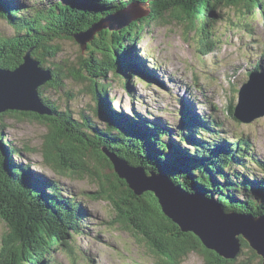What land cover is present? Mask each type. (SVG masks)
Here are the masks:
<instances>
[{"label":"trees","instance_id":"1","mask_svg":"<svg viewBox=\"0 0 264 264\" xmlns=\"http://www.w3.org/2000/svg\"><path fill=\"white\" fill-rule=\"evenodd\" d=\"M131 2L142 5L145 16L118 31L102 30L95 34L87 44L86 57L79 60L78 69L66 62L54 63L60 52L58 41H73L74 35L87 31L101 18ZM231 8L244 18L264 16V0H66L31 11L17 0H0V18L14 30L12 38L0 37V68L15 69L30 49L40 66L52 72L51 81L39 87L38 95L54 113L38 116L8 111L0 114V122L10 114L44 124L49 131L43 153L45 164L58 174L68 171L78 178L94 179L99 190L89 196L108 202L118 223L146 243L160 259L158 264H180L192 252L199 254L204 264L263 263L245 242L238 258L224 260L206 250L194 235L181 233L162 214L151 193L141 197L132 194L114 174L102 152L103 149L113 152L130 166L146 172L167 174L174 184L189 193H204L226 212L264 215V179H257L248 166L253 163L264 173V160L251 154L253 149L246 137L239 135L234 142L204 140L205 133L215 136L221 133L216 120L193 115L186 106L179 127L172 133L173 128L167 123L117 113L108 96L109 73L122 80L129 91L131 75L138 74V65L145 67L133 45L151 24L166 21L196 24L195 31L200 36L198 52L204 55L216 48L209 28L220 16L218 13ZM132 56L135 67L131 66ZM46 59L53 61L51 67ZM69 78L90 83L97 104L95 112L104 121L103 126L86 115L76 119L70 110H60L43 95L48 88L62 89L64 80ZM234 108L232 104L226 107L232 118ZM2 126L6 125L2 122ZM3 127H0V219L6 232L0 238V264H54L51 254L59 249L70 251L74 235L84 230L85 210L74 196L63 192L58 181L42 177L16 160L22 149L12 146ZM188 145L193 150L185 148ZM87 162H92L95 172L84 169ZM104 169L110 174L101 175Z\"/></svg>","mask_w":264,"mask_h":264},{"label":"rangeland","instance_id":"2","mask_svg":"<svg viewBox=\"0 0 264 264\" xmlns=\"http://www.w3.org/2000/svg\"><path fill=\"white\" fill-rule=\"evenodd\" d=\"M17 1L31 11L53 2L65 3L66 0ZM138 6L144 10L142 5ZM218 14L220 16L209 28L216 48L204 55L198 52L200 36L195 31L196 24L166 21L147 27L142 39L133 45L134 53L145 67L137 66L138 74L131 75L129 91L122 80L108 74L106 83L109 84L108 96L112 99L110 105L117 113L127 117L137 114L150 122L167 123L173 128L172 133L179 127L186 106L191 114L205 117V120L210 117L220 124L216 122L221 133L217 136L205 133L204 140L226 139L234 142L242 135L253 149L251 154L258 160H264V116L250 123H241L226 112L227 106L236 105L238 90L248 80L249 73L256 69L264 74V64L259 61H264V16L244 18L235 8L224 9ZM247 23L249 27H245ZM13 36L14 30L0 18V37L9 39ZM57 45L60 52L54 63L66 62L78 69L79 60L86 57L87 50H82L74 40H60ZM46 61L51 67L53 61ZM133 61L131 66L135 67L134 57ZM253 63H261L263 67L253 66ZM43 92L60 110H70L76 119L81 115L89 116L98 126H103L104 121L95 112L97 104L88 81L69 78L64 80L62 89L48 88ZM249 106L246 104L247 108ZM210 112L213 113L210 115ZM2 122L0 127L4 128L12 146L22 149L16 160L29 165L38 175L58 181L63 192L74 196L85 210L84 230L74 235L70 251L59 249L51 254L54 264L160 263V259L150 252L139 236L118 223L108 202L89 196L99 190L94 179L80 177L77 173L80 179L68 171L58 174L45 164L43 153L49 131L44 124L10 114L5 115ZM185 148L193 150L190 145ZM248 166L257 179H264V173L255 164L248 163ZM84 169L95 172L92 162L85 163ZM106 174L110 172L106 169L101 171V175ZM5 232L6 227L0 219V238ZM180 264H204V259L192 252Z\"/></svg>","mask_w":264,"mask_h":264},{"label":"water","instance_id":"3","mask_svg":"<svg viewBox=\"0 0 264 264\" xmlns=\"http://www.w3.org/2000/svg\"><path fill=\"white\" fill-rule=\"evenodd\" d=\"M138 3L101 18L85 32L73 36L82 50L102 30L118 31L137 18L145 16ZM52 72L43 69L27 50L22 63L14 70L0 68V114L10 112L33 113L38 116L54 115L43 105L38 89L50 82ZM233 116L241 123H250L264 116V74L251 72L239 88ZM250 104V108L246 107ZM114 174L125 182L136 196L151 193L162 214L175 224L181 233L193 234L202 246L224 260H234L242 250V239L264 264V215L226 212L212 198L202 192L189 193L171 182L167 174L146 172L141 167L130 166L124 159L106 149L102 150Z\"/></svg>","mask_w":264,"mask_h":264},{"label":"bare ground","instance_id":"4","mask_svg":"<svg viewBox=\"0 0 264 264\" xmlns=\"http://www.w3.org/2000/svg\"><path fill=\"white\" fill-rule=\"evenodd\" d=\"M148 58H149V57H148ZM259 61H260L262 64H264V61L262 62L261 59H259ZM261 63H260V64H255V63H253L252 65H253V66L259 65V66H261V68H262L263 65H262ZM157 67H158V66H157ZM261 68H260V70H261ZM252 72H254V70H253ZM186 93H187V92H186ZM183 98H184V97H183ZM212 113H213V112H210V115H211ZM214 120H215V119H214ZM216 122H217V121H216ZM217 124H218V122H217ZM218 125L220 126V124H218Z\"/></svg>","mask_w":264,"mask_h":264}]
</instances>
